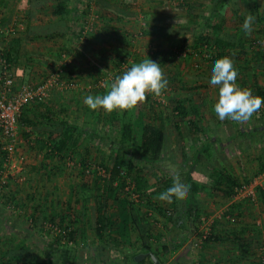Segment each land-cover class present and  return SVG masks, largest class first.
<instances>
[{
  "label": "trees",
  "instance_id": "1",
  "mask_svg": "<svg viewBox=\"0 0 264 264\" xmlns=\"http://www.w3.org/2000/svg\"><path fill=\"white\" fill-rule=\"evenodd\" d=\"M129 1L133 0H128V2L121 0L122 3L127 5ZM159 1V4L164 3L162 0ZM208 1L210 5H207V7L210 15L205 17L206 21L203 25L206 32L194 33L195 38L191 47L193 52L190 54L196 53V57L203 58L201 53L203 51L207 52V58L204 59L207 63H212L215 59L226 56L231 58L234 67L238 71V77L241 78L240 81L239 79L236 80L237 85L244 88L247 86V80L249 79L251 83L247 89L251 90L253 95L264 97V85L259 82V76L264 73V42L262 41L264 40V8L260 10L258 4L254 3L251 7H248L249 10H247L246 15L241 17L239 13L240 0ZM31 2L33 3L32 7L39 5L41 8H46L52 1L31 0ZM108 2L98 3L100 6L98 12L101 17H107L108 20H113V17L117 19L119 16L112 15V17L111 13L106 12L112 6ZM203 2L205 0L199 2L202 7L205 6ZM80 3H82V0H73L70 8H67L61 2L53 6L52 14L58 15L64 20V23L61 24L63 32H67L68 24L65 23L67 20L75 23L79 19L81 13L79 12ZM181 3L180 6L187 10L190 19H193L192 21L196 20L198 17L192 13L194 5L191 0H181ZM114 5L116 11L126 12L118 5ZM84 12H88V9L82 11V13ZM249 16L253 17V24L261 27L260 30H257L261 35L256 37V41L250 43L252 46L251 56L246 51V45H248L247 32L243 30L245 18ZM226 19L237 21V25L231 31L225 28ZM26 30L28 34L34 33L41 36V30L35 29L32 25H28ZM142 33L166 35L170 36L171 39L177 38L179 35L176 29L165 31L164 28L156 27V25L145 27ZM53 35L54 33L47 34V36ZM77 37L79 38V36ZM179 40H184V38L180 37ZM253 44H256V46ZM171 47L169 51L153 53L149 56V59L160 56L159 64L165 63L168 60L167 53H170L169 56L171 57L175 56L174 50L171 51L175 47L174 42H171ZM67 48L73 51L75 57L85 58L86 56L84 48L75 47L73 44H69ZM12 50H8V47L2 49L10 64L15 59L11 53ZM114 54L118 76L126 71L121 67L127 62L130 52L124 48H116ZM247 56L248 60H246ZM132 65L130 63L129 67ZM68 74L69 72H63L62 76ZM180 86L183 88V85ZM105 88L101 87L100 90L96 91L104 92ZM151 96L146 95L145 101L138 103L133 109L121 113L113 111L107 113L104 117L111 130L118 133V140L112 145L110 164L103 165L108 176H105V178L97 177L95 180L92 197H90L93 200L91 208L88 206L89 197L76 195L73 186L70 198L64 209H61L59 213L49 217L45 214L44 208L37 205L32 211L30 210L27 213L24 210L25 213L17 217L15 212H19L20 203L14 194L8 193L7 188L11 179H13V177H8L0 195V231L3 227L8 226L13 231L20 232L23 237L19 240L24 245L26 238L30 239L36 236L32 232L34 231L33 228L38 226L41 227V230L42 228L51 229L49 226L51 223L64 231V235L61 232L55 237L56 242L60 243L62 247L59 250V257L56 255L57 251L44 249L43 255L46 256V259L37 262V264H144V260L135 261V256L139 253L147 254L150 259L149 254H154L158 262L162 264L161 255L166 258L170 252L175 253V251L180 250L185 242L191 239L194 232L199 229L198 223L202 218L199 201L201 192L207 193L209 197H221L225 200H231L236 196L238 187L252 181L246 182L244 180L250 178H244L234 173V166L228 162L229 157L224 147H230V153L237 154L239 164H241V155L248 151L247 149L250 146L255 145L260 152L256 157L258 164L254 177L264 174V105L250 120L243 123L228 119L222 124L219 121L211 123L210 135L199 126L201 105L190 96L179 97L178 94L170 92L169 98L173 104V113H175L173 129H176L180 136L177 138L180 145H176V143L170 141L173 129L167 127L164 115L153 112L151 118L146 116L144 103L147 102L149 109L152 110ZM64 111L65 109H62V112ZM97 112L98 110L94 111L95 114ZM182 123H185L189 130L197 135L191 136L192 140L197 139L198 144L196 143L193 149L189 151L185 150ZM18 131L26 141L35 136H42L43 139L37 142L40 148L44 150L43 157L45 160L49 158L64 160L66 157L71 158L78 155L77 150L81 142L86 139L91 141L98 138L102 142L110 139L109 135L102 136L97 131L87 130L77 122H71L66 117L56 116L53 112V105L51 103L45 104V102H34L23 108L19 117ZM200 131L205 136L201 137ZM200 138H203V140ZM173 144H175L178 152L171 151L168 154ZM3 157L4 154L2 153L0 155V176L3 169ZM166 162L178 165L179 170L173 173V171L162 169V163ZM79 165L78 175L83 176L89 167L87 159H81ZM155 169L157 173H154ZM204 170H207L208 174L204 173ZM153 174L156 177L153 178ZM177 175L181 182L190 185L189 192L182 198L173 196L171 201L162 204L163 200L158 201L157 195L171 187L173 179ZM124 188L129 194L138 197L136 203L125 199L129 208L127 217L121 218L120 215L112 213L111 203L123 202L118 195L120 189L124 190ZM81 191L85 193L89 190L84 185L81 187ZM256 193L264 211V185L258 186ZM251 203V198L232 202L223 213L227 226L230 222H236L235 219H242L243 216L248 215ZM22 204L26 205V203ZM76 204H81L82 213L76 212ZM89 209L92 211L90 215ZM86 215L90 219L91 227L89 228L93 231L92 239L87 237V225L81 223L82 218L87 217ZM147 218L152 221L151 224H160L163 228L162 233L152 232L151 225L144 221ZM121 224L124 225L125 230H127L128 225L133 230L138 231L139 247L133 249L132 245L128 248L124 245L128 237L120 232L119 227ZM225 227L221 221L214 220L207 236L203 237L202 232L198 234L200 238H203L200 240V246L206 249L208 246L212 247L213 244L230 242L237 254L230 258L228 264H263L262 254L264 252L258 253V246L263 243L252 241L247 237V234L251 232L250 230L253 232L254 229H250L249 225L235 229ZM167 237L173 242L171 248L169 244H166ZM77 238H82L84 248L78 246L80 242H77ZM61 239H65L63 245ZM86 249H88V255L83 254ZM137 249L138 251H136ZM260 250H264V247L262 246ZM14 251L16 252L12 253L10 249L6 253H0V264H13L14 261H19L17 259L22 254L20 253L21 250ZM22 252L26 253V249L24 248ZM9 256L10 258H8ZM115 256L121 260V263H118L117 259H113ZM184 258L182 255L177 257L173 264H220L218 261H215V263L212 261L211 263V258H204L198 262L190 261L192 260L190 258H186L184 261ZM188 259L190 262L187 261ZM205 259L206 261H204ZM32 261H28L27 264H32ZM150 262L156 264L153 260H150Z\"/></svg>",
  "mask_w": 264,
  "mask_h": 264
},
{
  "label": "rangeland",
  "instance_id": "2",
  "mask_svg": "<svg viewBox=\"0 0 264 264\" xmlns=\"http://www.w3.org/2000/svg\"><path fill=\"white\" fill-rule=\"evenodd\" d=\"M51 1L50 5L52 7L59 2H66V0ZM67 1L71 2L72 0ZM107 1H109L108 3L112 6L109 7L106 12L108 11V14L111 13V16H119L117 19H114L112 16L113 20H108L107 17H101V14L98 12L100 7L98 3L102 4ZM107 1L82 0V3L79 4V12H81L79 19L75 23L74 21L71 23L70 32L74 31L73 35L70 37L68 34L61 39L52 40L53 42L50 40L43 42V51L47 53L49 51L48 46H52L53 56L51 58V63H49L51 67H46L45 73L39 79L43 80L47 76L57 71L59 72L60 70H62L61 74H63V72H69L68 75L60 77L57 86L52 90L45 104L51 103L53 105V112L56 116L66 117L71 122H77V124L85 127L87 130L91 129L94 130V132L97 131V133L102 136L109 135L110 139L106 142H102L98 138L91 141L89 139L83 140L77 150L78 155L71 158L66 157L64 160L49 158L48 161V159H43L44 150L40 148L37 142L43 139L42 136H35L26 141L19 134L22 143L18 146L17 152L26 156V164H24L23 173L15 175V178L11 179L7 188L8 193L11 192L14 194V196H16L15 198L20 203L19 210L29 212V210L32 211L37 205H41V208H44L45 214L51 217L59 213L61 209H64L65 204L71 196L73 186L75 187L74 191L76 195L81 197L85 195L89 197L88 206H90V208L92 207L93 200L90 197H92L95 180L97 177L105 178V176H108L103 165L110 164L111 148L113 143L118 140V133L111 130L107 124L104 118L107 113L99 109L95 114L93 110L85 105L84 98L90 94H105L110 83L117 77L118 69L115 66L116 63L114 60V51L116 48H124L130 52L127 62L121 67L127 70L130 63L134 65L149 59V56L157 51H161V53L162 51H169V49L172 48L171 42L175 44V47H173L174 49L171 50H174L175 56L171 57L169 56L170 53H167L166 56L168 60L160 64L164 77L168 81L167 87L162 90L160 95L151 96L152 110L149 109L147 102L144 103V110L148 118H151L153 112L162 114L166 117L167 127L173 129L175 113H173L172 110L173 104L169 98V94L170 92H174L178 94L179 97L190 96L201 105L199 126L206 131L207 134L209 133L211 135V123H217L219 121V123L222 124V122L226 121V119L221 121L213 110V105L218 95V88L208 83L212 63H207V61L204 60L207 58V52L203 51L201 53V57L203 58L196 57V53L193 55L190 54L193 52L191 47L195 38L194 33L199 34L201 32H206L203 25L206 21L205 17L210 15V11L207 7V5H210L209 1L205 0V2H203L205 6L202 7L199 5V2L203 0H191L194 5L192 13L196 14L198 17L194 21L187 15V10L180 6L182 4L181 0H162L165 4H159V0H133L129 1L128 5L122 3L121 0ZM126 1L128 2V0ZM240 2L239 13L241 17L246 15L247 10H249L248 7H251L254 3L258 4L260 10L264 8V0H248L246 2L240 0ZM114 4L118 5L126 12L120 13L116 11ZM87 9L88 12L82 13L83 10L85 11ZM47 11V13L50 14V7ZM152 25L164 28L165 31H168V29H176L179 35L177 38L171 39L170 36L166 35L142 33L145 27ZM224 25L227 30L231 31L237 25V21L234 19H226ZM260 28V26L252 23L251 31L246 33L248 44L246 45V51L250 56L252 53V46L250 43L256 41V37L261 35L257 31L260 30ZM77 36H79V38ZM67 37L69 38L67 39ZM180 37L184 38V40H179ZM262 41L264 42V40ZM69 44L84 48L86 52L85 58L75 57L73 51L67 48ZM253 45L256 46V44ZM36 49L41 50V47H34V50ZM160 58V56H157V58L151 60L159 64L158 60ZM246 58V60L249 59L248 56ZM34 60L43 61L40 57ZM16 79L19 83L18 76H16ZM237 79H239V81L241 80L238 76ZM23 82L33 83L34 81H31L30 78H23L20 84ZM259 82L264 85V73L259 76ZM250 83L251 80L248 79L247 86L240 88L247 89ZM180 85H183V88H181ZM101 87H106L104 92L96 91L100 90ZM62 109H65V111L62 112ZM117 111L121 113V111ZM181 128L185 139V150H192L195 144H198L197 139L192 140L191 138V136L195 134L189 130L185 123L181 124ZM200 135L201 137L205 136L201 131ZM178 137H180L178 131L173 129L170 141H173L176 145H180L179 141H177ZM200 139L203 140V138ZM224 148L229 157L228 162L232 163L234 166V173L236 172V174L244 178H250L244 180L246 182L253 180L255 178L254 172L258 164L256 157L260 150L257 149L255 145L250 146V148L247 149L248 151L241 155V162L243 164H239L237 154H231L230 147ZM171 151L176 153L177 149L175 144L171 146L168 154ZM246 157L247 159L245 160ZM81 159H87V163L89 164L83 176L78 175ZM47 162H49V166ZM161 167L166 171H173V173L179 170V166L172 162L162 163ZM154 173H157L156 169ZM204 173L208 174V171L204 170ZM154 177H156L155 174H153V178ZM262 184H264V177L262 178ZM84 185L89 190L85 193L81 191V187ZM159 195L157 196L159 197ZM118 196L123 202L117 201L116 203H111L112 213L118 214V216L120 215L121 218L127 217L129 206L126 200L135 202L137 201L135 197L138 196L129 194L126 188H124V190L120 189ZM158 197L157 200L160 201ZM248 198L249 197L239 198V200ZM199 201L202 209V218L198 223L199 229L194 232L191 239L185 242L180 250L175 251V253L170 252L166 258L161 255L162 264H173L174 260L181 255L185 257L184 259L190 258L195 262L203 260L204 258H211V263L212 261L214 263L218 261L220 264H224L223 262H227L228 264L230 258L237 254L230 242L213 244L212 247L208 246L206 249H203L199 243L200 237L198 234L206 228L210 229L214 220L221 221L222 225L226 226L225 228L229 227V229L249 225V228L254 230L253 232L250 230L251 232L247 234V237L252 241H260V243H263L258 246V253L261 254L264 252V250H260L262 246L264 247V227L261 218V213L264 211L258 197L256 201H252L248 215L243 216L242 219L239 218L240 220L235 219L236 222H230L228 226L223 213L228 209V203L231 200H225L221 197H209L207 193L201 192ZM166 202L167 201H163L162 204ZM22 203H26V205ZM81 208V204L75 205L76 212L79 214L82 213ZM91 212V209H89V215ZM81 221L82 225H87V237L92 239L93 231L89 228L91 227L89 217L82 218ZM144 221L151 225L152 232L162 233L163 228L160 224H151L152 221L149 220V218ZM119 229L124 236L128 237L126 244H124L127 248L131 245L133 249L139 247V242L137 240L139 238V233L136 229L133 230L127 225V230H125L123 224H121ZM54 234L58 235L56 231H54ZM44 236L46 237V235ZM63 240L65 239L60 240L62 245L64 244ZM79 241L80 243H78V246L81 248L84 246V243L82 242V238H77V242ZM165 241L171 248L173 245L172 240H169L167 237ZM80 244H82V246ZM136 251H138V249ZM38 252L41 254L40 251ZM87 253L88 249L84 250L83 254L88 255ZM113 259H117V262L121 263V260L116 256ZM206 259L204 261H206ZM142 260L145 261L144 264H152L150 262L152 259L147 255ZM158 264L161 263L158 262Z\"/></svg>",
  "mask_w": 264,
  "mask_h": 264
},
{
  "label": "crops",
  "instance_id": "3",
  "mask_svg": "<svg viewBox=\"0 0 264 264\" xmlns=\"http://www.w3.org/2000/svg\"><path fill=\"white\" fill-rule=\"evenodd\" d=\"M72 2L73 0L71 2L66 0L64 4L67 8H70ZM32 5L33 3L31 2V0H0V49H6L7 47L8 50L13 49L11 53L15 59L13 60L11 66L13 72H15L16 76H18L19 84L23 78H30L31 81H34L33 83L40 82L41 79L39 78L45 73V68L51 67L49 63H51V58L53 56L52 46H48L49 51L46 53V51H43L42 48V46L44 45L43 42L49 40L55 41L56 39L66 37L68 34L71 37L74 33V31L70 32L72 23L70 22V20H67L65 22L68 24L67 32H63L61 24L64 23V20H62L60 16H55L52 14L54 7H52L51 5L46 8H41V6L39 5L32 7ZM49 7L50 14L47 13V9ZM29 13L30 15H28ZM28 25H32L33 27H35V29L37 28L38 30H41V36H38V34L36 35L34 33L28 34V31L26 30ZM50 33H54V35L47 36V34L50 35ZM68 38L69 37H67V39ZM36 46L41 47V50H34V47ZM38 57H40L43 61L34 60ZM43 159L45 160L44 157ZM246 159L247 157L245 158V160ZM47 163L49 166V162ZM236 175L240 176L239 174ZM236 200L239 199L232 198L228 204L230 205ZM25 212L28 213V211ZM25 212L23 210H19V212H15V216L20 217ZM261 218L264 227V212L261 213ZM33 229L34 231L32 233H34L33 235L36 236L30 239L26 238V242L24 245L19 240V238L23 237L20 232L13 231L12 228L8 226L3 227L0 231V253H6L10 249L12 250V253L16 252L14 250H21L20 253L22 254L20 258L17 259L19 261H14L13 264H27L28 261L32 260V264L42 262L44 259H46V256L42 254L44 249H52L55 252L57 251V257H59V250L62 247L60 243L56 242L55 237L57 236L54 234V231L49 228H42L41 230L40 226ZM44 235H46V237ZM23 247L26 249V253L22 252L24 249ZM38 251H40L41 254H39ZM8 258H10V256ZM183 260L185 261V259ZM187 261H189V259ZM190 261H193V259ZM223 263L227 264V262Z\"/></svg>",
  "mask_w": 264,
  "mask_h": 264
},
{
  "label": "clouds",
  "instance_id": "4",
  "mask_svg": "<svg viewBox=\"0 0 264 264\" xmlns=\"http://www.w3.org/2000/svg\"><path fill=\"white\" fill-rule=\"evenodd\" d=\"M253 17L245 18L243 30L251 31ZM238 71L229 57L215 59L210 68L208 83L218 88L213 110L217 117L243 123L250 120L264 105V97L253 95L249 89H241L237 83ZM160 64L151 59L143 60L118 75L108 86L105 94L88 95L85 105L93 110L102 109L106 113L135 108L146 99V95H160L167 87ZM190 190V185L181 182L177 175L172 186L159 195L163 201H171L173 196L182 198Z\"/></svg>",
  "mask_w": 264,
  "mask_h": 264
},
{
  "label": "built area",
  "instance_id": "5",
  "mask_svg": "<svg viewBox=\"0 0 264 264\" xmlns=\"http://www.w3.org/2000/svg\"><path fill=\"white\" fill-rule=\"evenodd\" d=\"M61 72L62 70L57 71L38 83L19 84L11 64L0 50V155L4 154L0 176V195L8 177L15 178V175L23 173L24 164H26V156L17 152L18 146L22 143L18 131L21 112L31 103L46 102L52 90L57 86L58 80L62 76ZM263 177L264 174L255 177L250 183L242 184L236 189L237 193L234 198L249 197L252 201H256V188L263 186ZM49 226L57 234L61 232L64 234V231L58 226L52 224ZM209 230V228L204 229L202 236H207ZM201 239L203 238L199 239V243Z\"/></svg>",
  "mask_w": 264,
  "mask_h": 264
},
{
  "label": "water",
  "instance_id": "6",
  "mask_svg": "<svg viewBox=\"0 0 264 264\" xmlns=\"http://www.w3.org/2000/svg\"><path fill=\"white\" fill-rule=\"evenodd\" d=\"M146 255H147V254H145V253H139V254H137V255L135 256V261H136V262L141 261ZM149 255H150L151 259H152L156 264H158V260H157V258L155 257V255H154V254H149Z\"/></svg>",
  "mask_w": 264,
  "mask_h": 264
}]
</instances>
